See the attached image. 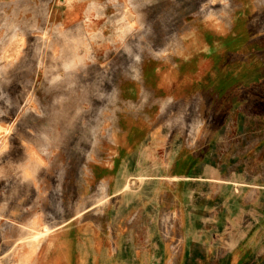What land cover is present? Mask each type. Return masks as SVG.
Listing matches in <instances>:
<instances>
[{
	"label": "rangeland",
	"instance_id": "1",
	"mask_svg": "<svg viewBox=\"0 0 264 264\" xmlns=\"http://www.w3.org/2000/svg\"><path fill=\"white\" fill-rule=\"evenodd\" d=\"M87 1L0 0V264H25L13 226L35 250L39 215L120 232L119 264H255L232 239L236 195L264 191L242 180L264 177V0ZM175 158L182 214L159 204ZM206 235L213 261L186 258Z\"/></svg>",
	"mask_w": 264,
	"mask_h": 264
},
{
	"label": "crops",
	"instance_id": "2",
	"mask_svg": "<svg viewBox=\"0 0 264 264\" xmlns=\"http://www.w3.org/2000/svg\"><path fill=\"white\" fill-rule=\"evenodd\" d=\"M82 1L84 0H74V3L69 4L72 2L70 1L67 4L69 6L67 10L68 19L73 16L76 17L77 14H79L78 7L80 6L76 7V4L82 3ZM90 2L92 1H87V3ZM94 3L95 2L90 4V8L87 9L86 13H91V10H93L94 7ZM84 17L86 18V14ZM189 155L193 156V151L187 152L185 156ZM179 159L175 158V160L173 161V163L175 162L174 164H176L175 167L169 166L162 173V178H164V180L165 178H170L173 180L168 184V190H166L165 187L164 189H161L160 193L162 198H160L161 201L159 202V204L163 208L164 203H170L172 201L176 202L178 207L177 209H182L178 210V212L182 214L184 213L183 210L185 209V203L182 204L178 202L176 193L179 196L181 195L185 200V192L187 193V189L186 184L180 180L179 171L176 175L177 171L175 170H177V165L180 164ZM245 179H247V181H250L251 183L250 184L249 182H247V187L256 186L255 184L264 186V177L261 180L259 177H250L248 180V176H245V178L242 180ZM102 181L104 185H106V189L108 192L107 196L109 197L108 201L115 202L114 196L116 195V187L114 186V177H107ZM245 189L246 188H243L241 193L239 195H236L237 199H234V204L237 206L236 211L238 212H242L243 208H245V210L249 209L248 211L253 214V220L250 222V224H247L248 226H244L241 221H236L235 223H233L234 233H239V237H233L232 241L236 239V241L239 243H247V245L249 244L251 257L250 260L256 258L257 262L255 264H264V191L256 190V187L255 190H253L252 188H248V193H253L251 198L252 200L254 199L253 201L256 203L255 204L253 203V201H251V203L248 204L245 200V197L246 195L249 196V194L246 193L247 191ZM114 202H112L111 204L114 205ZM11 212L12 214H14V216H16V219L19 218V214L21 212L20 200L17 201ZM183 217L185 221H180V223H183L181 226L186 229V231H184L183 233L185 242L188 243L189 219L186 214L183 215ZM31 222H34L33 226L35 229L34 234L36 238L43 236L40 241L32 243V247L35 248V250H31V246L29 245L26 247L22 246L23 243H21V241L19 240V230L17 228H23L24 226L20 225L19 221H17L16 226H13L14 229L16 228L17 235L15 234L14 237H12L11 244H16V248H18L19 253L17 256V260L26 259L27 262L25 261V264H119L118 256L123 249V234H120V232L116 233L115 235H112V233L108 234V232H101V234H99V230L103 231V227H98L97 222H93L92 220L91 223H87L86 226H80L78 225V223L73 224L72 226L62 225L57 227L56 229L54 228L52 232H50V230L46 228L43 222V217L41 215H39L38 217H34ZM219 224L221 226L224 225L222 220ZM109 226L111 227V223ZM83 228L84 230H82ZM89 229L90 232H88ZM244 229L246 231H243ZM47 230H49V233L45 235V232ZM70 234L76 235V238L70 237ZM77 235L80 236L78 237ZM197 239L194 238L193 240H191V248L188 252L185 253L186 258L191 259L192 261H200L201 259L203 261L207 260V262L213 261V257H211L210 254V242L208 241L210 238L206 235L202 238L203 240ZM200 243L204 244L205 248L208 249L209 253L204 256L205 258H201V256H199L198 258V256L193 255V253H195L196 251V247H198ZM90 261H92V263H90Z\"/></svg>",
	"mask_w": 264,
	"mask_h": 264
}]
</instances>
